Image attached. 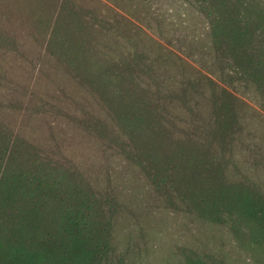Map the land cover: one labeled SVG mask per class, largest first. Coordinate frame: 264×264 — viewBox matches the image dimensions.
Returning a JSON list of instances; mask_svg holds the SVG:
<instances>
[{
    "label": "rangeland",
    "instance_id": "obj_1",
    "mask_svg": "<svg viewBox=\"0 0 264 264\" xmlns=\"http://www.w3.org/2000/svg\"><path fill=\"white\" fill-rule=\"evenodd\" d=\"M0 264H264V0H0Z\"/></svg>",
    "mask_w": 264,
    "mask_h": 264
}]
</instances>
